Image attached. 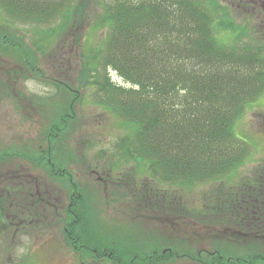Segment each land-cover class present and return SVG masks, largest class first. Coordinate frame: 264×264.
I'll return each mask as SVG.
<instances>
[{
	"label": "trees",
	"instance_id": "trees-1",
	"mask_svg": "<svg viewBox=\"0 0 264 264\" xmlns=\"http://www.w3.org/2000/svg\"><path fill=\"white\" fill-rule=\"evenodd\" d=\"M85 7L80 0H0V9L16 21L61 20L47 38L81 23ZM103 10L96 28L108 33L98 40L100 49L83 58L88 63H83L80 84L96 91L101 105L130 132L129 158L136 166H147L169 213L176 218L192 213L196 222L219 224L232 235L214 231L208 248L196 251L175 237L173 227L168 238L151 233L145 244L140 230L128 228L120 236L113 234L115 228L99 224L67 164L54 157L56 145L75 122L74 106L81 98L63 85L71 101L47 132V149L37 159L24 158L68 184L71 196L63 226L67 245L86 259L81 260L84 264H264V161L236 186L226 183L249 155V145L235 135V126L264 96L263 32L247 17L236 19L239 10L222 0H115ZM251 12L244 11L248 16ZM0 46H13L25 55L21 43L2 34ZM24 61L33 66L27 55ZM23 156L16 150L0 153V164ZM198 183L214 187L200 207L180 209L182 196L176 192ZM152 186L155 192L149 193L145 185V193L138 190L137 197L146 195V205L157 204L159 193ZM19 264L38 261L26 252Z\"/></svg>",
	"mask_w": 264,
	"mask_h": 264
},
{
	"label": "rangeland",
	"instance_id": "rangeland-1",
	"mask_svg": "<svg viewBox=\"0 0 264 264\" xmlns=\"http://www.w3.org/2000/svg\"><path fill=\"white\" fill-rule=\"evenodd\" d=\"M80 1L86 5L81 23L69 25L50 38L47 33L57 29L61 20L52 24L21 22L0 9V34L21 43L25 50V55L23 52L21 55L13 46H0V153L16 150L24 155L0 164V206L6 210L13 204V214L28 209L36 225L16 237L9 234L5 244L0 243V264H19L26 252L35 256L38 264H84L86 261L73 254L63 233L71 196L66 180L53 178L49 170L36 167L33 159L24 158L37 159L38 153L47 149V132L71 101L69 92L61 89L63 85L72 87L81 98L74 106L75 122L56 145L54 157L67 164L75 183L96 210L99 224L115 228L120 234H113L120 236L128 228L140 230L145 234V244L151 233L168 238L173 227L175 237L185 240L196 251L203 246L208 248L214 231L219 236L232 235L227 227L219 224L209 226L196 222L192 213H183L179 218L169 213L171 209L164 205V193L152 180L147 166H136L129 158L130 132L122 127L121 119L101 105L96 91L80 84L83 63H88L83 58L90 51L97 52L98 40H104L108 33L107 28H96L105 14L103 6L115 0ZM236 10H239L236 19L242 21L247 17L264 34V12L253 11L248 16L243 10ZM26 55L31 58L35 72L31 71L29 60L24 61ZM112 76L122 83L114 73ZM249 107L235 126V135L249 145V155L246 164L226 182L230 187L249 177L264 161V96ZM20 181L29 184L15 185L14 182ZM149 183L159 193L157 199L151 195L156 205H146L150 204L144 202L146 195L137 197L140 187L144 192V185L149 193L155 192ZM213 187L214 183H198L186 191L176 192L182 196L178 198V207H200L205 193Z\"/></svg>",
	"mask_w": 264,
	"mask_h": 264
},
{
	"label": "flooded vegetation",
	"instance_id": "flooded-vegetation-1",
	"mask_svg": "<svg viewBox=\"0 0 264 264\" xmlns=\"http://www.w3.org/2000/svg\"><path fill=\"white\" fill-rule=\"evenodd\" d=\"M226 5L247 10L251 9L254 11H262L264 12V0H222ZM26 181V180H25ZM15 185H28L29 183H25L23 181L14 182ZM40 201V200H38ZM29 204H27L28 206ZM14 205L11 204L10 208H6V210L0 206V243L5 244L4 241L8 238V235L13 233L14 237L18 235V233H25L24 231L29 230L30 228L36 226L34 222L31 221L30 212L27 209V212L23 209L21 214H13L12 209ZM40 221H38L39 227ZM43 232V230H42Z\"/></svg>",
	"mask_w": 264,
	"mask_h": 264
}]
</instances>
